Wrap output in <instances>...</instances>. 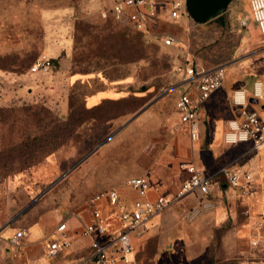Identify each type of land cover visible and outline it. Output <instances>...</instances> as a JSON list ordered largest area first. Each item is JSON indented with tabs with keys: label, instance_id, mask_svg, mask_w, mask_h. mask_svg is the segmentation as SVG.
<instances>
[{
	"label": "rangeland",
	"instance_id": "374dc122",
	"mask_svg": "<svg viewBox=\"0 0 264 264\" xmlns=\"http://www.w3.org/2000/svg\"><path fill=\"white\" fill-rule=\"evenodd\" d=\"M89 3L0 0V200L9 197L27 223L47 209L86 204L133 176L149 179L154 161L160 174L163 153L181 130L175 113L177 46L145 43L122 21L95 23ZM48 44L56 51L51 71L32 73ZM103 87L113 98H126L83 113L87 98ZM71 111L82 112L84 121L64 132L53 152L37 153L36 159L24 154L38 145L26 143Z\"/></svg>",
	"mask_w": 264,
	"mask_h": 264
},
{
	"label": "crops",
	"instance_id": "0c3cea01",
	"mask_svg": "<svg viewBox=\"0 0 264 264\" xmlns=\"http://www.w3.org/2000/svg\"><path fill=\"white\" fill-rule=\"evenodd\" d=\"M174 1L180 4L177 18L170 15V4ZM249 1L232 0L223 14L197 23L186 13L185 0H155L156 13L148 17L146 29L141 33L157 43L165 35L177 40L173 44L180 55L176 99L181 93L196 96L193 80L185 74V68L204 71L222 67L225 77L223 85L199 109L198 141L189 138L188 126L179 120L181 130L163 153L162 161L166 163L161 166L162 171L157 172L154 161L147 172L150 179L147 197L172 195L188 177L179 164L192 163L215 183L207 196L213 206L198 209L196 193L172 202L140 230L130 233L134 252L126 264H264V144L255 149L251 142L230 145L223 142L228 122L241 119L232 103L234 91H243L248 110L256 112L264 122V33L250 14ZM110 5L111 0H90L88 17L95 23L113 19ZM244 18L246 25L242 26ZM53 47L46 45L45 57L52 58L56 52ZM257 81L262 88L259 99L253 96ZM108 91L110 88L91 94L87 106L103 99L124 97L113 98ZM251 98L255 102H250ZM175 113L179 117L176 109ZM224 168L251 172L255 194L244 197L229 187L221 173ZM118 190L128 204L136 198L135 192L124 184ZM9 201V197L4 202L0 200V264H78L86 257L89 240L80 236V230L91 221L87 203L67 210L47 209L27 223L24 211L17 210ZM194 210L196 215L189 218ZM112 222L110 230L114 231L120 224ZM62 223L66 224L71 245L58 256L48 257L44 250L46 240L59 236L55 229ZM22 228L27 229V236L13 244L11 238Z\"/></svg>",
	"mask_w": 264,
	"mask_h": 264
},
{
	"label": "built area",
	"instance_id": "2783aa9c",
	"mask_svg": "<svg viewBox=\"0 0 264 264\" xmlns=\"http://www.w3.org/2000/svg\"><path fill=\"white\" fill-rule=\"evenodd\" d=\"M250 14L259 30L264 33V0H250ZM180 4L174 1L170 4V15L177 18ZM155 0H111L110 13L114 20L122 21L131 29L142 32L146 29L149 16L156 13ZM246 25V19L241 20ZM164 45H173L177 40L173 36L165 35L161 38ZM53 66L52 59L42 56L31 66L32 73L47 74ZM185 74L192 78L196 96L181 93L175 102V109L182 124L188 126L189 138L192 141L200 139L198 126L199 109L209 96L223 85L225 72L222 67L211 70L198 71L193 67L185 68ZM253 96L261 98V82L253 86ZM233 106L241 117L239 121L233 119L228 122V131L223 136L225 144L237 142H251L255 149L264 144V122L254 111L248 110L247 100L243 91H234ZM180 169L186 170L187 179L172 195L159 194L155 199L147 197L150 188L146 176L140 175L129 178L124 185L132 189L136 198L128 204L118 189H109L93 194L88 199L91 221L82 226L80 236L89 240V250L86 257L78 264H126L134 252L130 233L140 230L142 225L154 215L163 212L172 202L187 194L196 193L199 196L197 208L209 209L213 205L207 200L215 183L211 176L192 163H180ZM229 187L237 190L241 196L252 197L255 194L254 180L251 172L241 169L224 168L221 171ZM108 210L107 212L104 210ZM197 211H193L189 218H193ZM116 221L120 224L116 230L110 227ZM112 222V223H111ZM58 237L48 238L44 245L48 257H56L63 250L70 247L71 241L66 234V224H60L56 229ZM27 236V229H19L11 242L17 244Z\"/></svg>",
	"mask_w": 264,
	"mask_h": 264
},
{
	"label": "trees",
	"instance_id": "16d2710c",
	"mask_svg": "<svg viewBox=\"0 0 264 264\" xmlns=\"http://www.w3.org/2000/svg\"><path fill=\"white\" fill-rule=\"evenodd\" d=\"M136 33L140 36V38L142 39L143 42L145 43H150V41L146 38H144L143 34L141 32L136 31ZM153 43V42H152ZM105 87H103L102 89H104ZM101 89V90H102ZM135 99L139 98L137 96ZM126 97H122L120 99H103L102 101H100L98 104L88 107L85 106L86 108H83V113H87V112H97L99 111L105 103L107 102H115V101H119L121 99H125ZM80 112L79 114H76L75 111H71L69 116L64 119V120H56V125L55 128H52L50 130H46L43 129V131L41 132V134H39L38 136H34L33 139H31V142H29V136L26 137L25 139V143L29 146H34V144H36L35 142H38V145L36 146V148H29L27 147L26 152L24 154H28V155H33L31 157H34V159H36V154L40 153V154H45V153H50L53 152V149H55L61 139V137L63 136L64 132L69 131V130H74L75 127L79 126L82 124V122L84 121L83 119V113ZM62 121V122H61ZM71 132V131H69ZM23 153V151H22ZM23 155V154H22Z\"/></svg>",
	"mask_w": 264,
	"mask_h": 264
},
{
	"label": "water",
	"instance_id": "95a60500",
	"mask_svg": "<svg viewBox=\"0 0 264 264\" xmlns=\"http://www.w3.org/2000/svg\"><path fill=\"white\" fill-rule=\"evenodd\" d=\"M231 1L232 0H185V10L188 16L193 21L197 23H206L218 17L219 15L223 14L226 11L227 6ZM163 94H160L159 96H156L151 101H149L138 112H136L125 124H128L138 115H140L143 111H145L151 104H153ZM249 101L255 102V99L251 98ZM101 145L102 144L98 145L96 149L99 148ZM88 156L89 155H87L86 157ZM84 159H82L80 162H82Z\"/></svg>",
	"mask_w": 264,
	"mask_h": 264
}]
</instances>
